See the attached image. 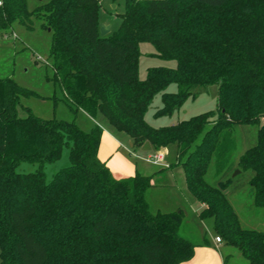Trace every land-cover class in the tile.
Segmentation results:
<instances>
[{
  "label": "trees",
  "instance_id": "1",
  "mask_svg": "<svg viewBox=\"0 0 264 264\" xmlns=\"http://www.w3.org/2000/svg\"><path fill=\"white\" fill-rule=\"evenodd\" d=\"M0 36L40 15L51 34L52 82L70 108L100 115L132 149L174 145L186 190L213 230L248 264H264V234L244 230L226 199L230 180L206 175L222 139L235 126H256V144L239 158L253 205L264 209V0H124L117 31L99 35L101 0H50L29 12L26 0H1ZM175 69L138 77L139 45ZM176 91L168 93L169 86ZM217 86V117L204 113L153 128L145 115L178 111L199 88ZM35 94L0 79V264H182L195 244L179 235L181 213H152L146 192L154 177L115 178L98 158L102 129L42 119L21 99ZM73 107V108H72ZM210 126L209 128H207ZM67 150L68 165L49 182L43 167ZM22 163L38 165L18 173ZM173 165V164H171ZM169 168V167H168ZM165 169V168H164Z\"/></svg>",
  "mask_w": 264,
  "mask_h": 264
},
{
  "label": "rangeland",
  "instance_id": "2",
  "mask_svg": "<svg viewBox=\"0 0 264 264\" xmlns=\"http://www.w3.org/2000/svg\"><path fill=\"white\" fill-rule=\"evenodd\" d=\"M50 0H26L27 10L33 12L45 6ZM99 12L100 24L108 26L110 33L117 31L120 26V15L124 11V0H101ZM44 21L39 15L33 16L25 24L15 23L5 35L0 36V79L10 78L20 88L35 94V97L21 99L18 107V117H27V110L33 116L42 119H55L74 124L83 131H88L94 124L102 129V144L100 148L102 162L110 173L117 179L140 175H151L158 172L151 181L150 189L146 192L150 211L152 213H173L178 210L184 212L179 235L192 243L202 239L197 224L190 218L189 205L197 203L192 199L183 183V170L174 166L177 162V152L174 145L167 147L163 164L169 169L154 167L145 163L144 159L155 155L148 144L140 148H130V141L122 133L111 129L100 115L94 118L79 110L71 109L63 92L52 82L53 71L49 60L51 34L43 27ZM140 58L138 62V77L146 78L150 68L163 67L175 69L174 61L162 60L151 56L154 49L151 45H139ZM176 86L171 85L166 92L173 93ZM161 106L160 95H157L150 105L146 115V123L153 128L174 125L192 117L211 112V120L217 117V86L199 88L194 98L188 99L184 105L170 116L155 118L156 108ZM73 108V107H72ZM264 124V119L261 121ZM208 126L207 128H209ZM108 132V135L106 134ZM256 126H235L222 139L217 153L209 166L206 181L211 186L218 182L230 180L226 195L230 200L244 229L255 230L264 234V209L253 206V191L248 182L252 177L251 171H241L238 167L240 156L256 144ZM68 165L67 150L61 158L43 167L46 181L60 169ZM38 165L22 163L17 168L18 173H33ZM236 172H239L235 175ZM235 175V176H234ZM190 203V204H189ZM230 252H233L232 255ZM227 264H248L234 248L225 249Z\"/></svg>",
  "mask_w": 264,
  "mask_h": 264
},
{
  "label": "crops",
  "instance_id": "3",
  "mask_svg": "<svg viewBox=\"0 0 264 264\" xmlns=\"http://www.w3.org/2000/svg\"><path fill=\"white\" fill-rule=\"evenodd\" d=\"M106 134L108 135V132H106ZM102 138L104 139L103 134L101 136L100 146L102 144ZM146 144H148V143H146ZM100 146H99V149H98V158L101 161L102 157H101L100 153H101L102 148H100ZM151 149L154 151V153H159V152L161 153V151L166 153V149L167 148L161 149L159 151H155L152 147H151ZM164 159H165V156H164ZM166 165H167V168H165L163 166H154V165L153 166L154 167H163V169L164 168L165 169H169L168 167L171 164H166ZM173 169H169V171L172 172ZM156 173H158V172L152 173L151 175H142V176H152V175H154ZM137 174L140 175V173H137ZM154 177H155V175H154ZM154 177H153V179H154ZM183 183L185 184L184 174H183ZM185 188H186V184H185ZM226 190L224 191V195H225L226 199L228 200V202L230 203V205L232 206L230 200L228 199V197L226 195ZM252 203H253V200H252ZM202 208L203 207L200 204H198V203L196 205H194V204H190L189 205L190 218L197 224V227H198V229L200 231V235H201L202 239H200L196 243H193V244L196 245V247L194 249V254H193L192 258L189 261H186V262H184L182 264H227V258L228 257L226 255H224L225 254V249L231 248V247L225 245L224 242H222L220 244H217L215 242L216 235H215V232L213 230V222H212V220L211 219L202 220L198 216V214L202 210ZM232 208H233V206H232ZM233 210H234V208H233ZM234 212H235V210H234ZM173 213H181L182 214V219H184L183 218V216H184V212L183 211L178 210V211L173 212ZM238 221H239V219H238ZM181 224H182V220H181ZM181 224H180V227H181ZM239 224H240V222H239ZM240 227H241V225H240ZM242 229H244V228H242ZM244 230H248V229H244ZM250 231H255V230H250ZM257 232H259V231H257ZM230 253L232 255H234L233 252H230Z\"/></svg>",
  "mask_w": 264,
  "mask_h": 264
},
{
  "label": "built area",
  "instance_id": "4",
  "mask_svg": "<svg viewBox=\"0 0 264 264\" xmlns=\"http://www.w3.org/2000/svg\"><path fill=\"white\" fill-rule=\"evenodd\" d=\"M2 5V2L0 0V6ZM144 161L146 163H149V164H152L154 166H163L165 168H167V165L166 164H163L164 163V155L162 153H156L155 155L151 156V157H148L147 159H144ZM215 242L217 244H220L222 243V240L220 237H217L215 238Z\"/></svg>",
  "mask_w": 264,
  "mask_h": 264
},
{
  "label": "water",
  "instance_id": "5",
  "mask_svg": "<svg viewBox=\"0 0 264 264\" xmlns=\"http://www.w3.org/2000/svg\"><path fill=\"white\" fill-rule=\"evenodd\" d=\"M109 33H110V28L108 26H104L102 24L99 25V35H100V37H105ZM130 148H132L131 144H130ZM238 173L239 172H236L235 175L238 174Z\"/></svg>",
  "mask_w": 264,
  "mask_h": 264
}]
</instances>
